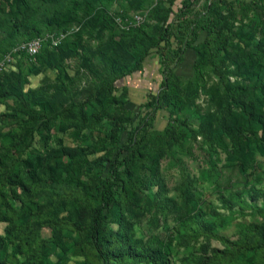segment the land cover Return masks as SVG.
Returning a JSON list of instances; mask_svg holds the SVG:
<instances>
[{"label":"rangeland","instance_id":"rangeland-1","mask_svg":"<svg viewBox=\"0 0 264 264\" xmlns=\"http://www.w3.org/2000/svg\"><path fill=\"white\" fill-rule=\"evenodd\" d=\"M171 1L97 0L78 19L58 20L53 28L40 21L37 29L44 40L37 58L15 56L0 72V115L17 116L0 118V156H8L14 168L9 174L0 170L4 264H93L91 243L81 230L97 205L103 167L93 164L116 152L120 134L110 135L113 122L122 120L130 137L133 118L158 90L161 74L154 51L140 71L117 81L118 91L94 93L112 72L119 75L132 67L146 50V39L157 37L168 10L176 12L181 0ZM228 1L190 0L198 10L215 3L210 17L221 35L214 55L196 46V56L187 51L186 61L175 67L181 79L169 84L165 109L171 116L156 113L152 128L158 132L147 134L141 144V159L149 165L140 168L149 174L147 185L133 188L121 176L125 200L118 210L128 228L120 232L132 241L123 245L124 264H263L236 249L264 225V156L243 163L218 141L216 128L228 88L246 87V101L255 110L262 107L264 0ZM60 35L61 43L52 45L51 38ZM11 38V46L24 40L14 33ZM195 58L197 71L190 79ZM124 105L130 114L120 110ZM27 111L58 115L43 125ZM237 113L231 108L232 118ZM43 220L56 224L58 243L48 245L52 230L44 225L17 247L16 230Z\"/></svg>","mask_w":264,"mask_h":264},{"label":"trees","instance_id":"trees-1","mask_svg":"<svg viewBox=\"0 0 264 264\" xmlns=\"http://www.w3.org/2000/svg\"><path fill=\"white\" fill-rule=\"evenodd\" d=\"M96 1L15 0L14 3L13 0H0V60L16 45L35 37H41L37 29V23L40 21L45 22L48 28H53L58 20L67 17L78 19L87 8L95 7ZM174 2L175 0L171 1L172 4ZM219 3L228 4L230 1L219 0ZM244 4L248 3L244 2ZM13 6H15L14 10ZM214 6L215 3L209 2L198 10L193 7V2H190V0H181L176 12H173L172 9L168 10L169 16L161 26L157 37L146 39V50L135 59L132 67L119 75L112 72L110 79L97 88L94 93V96H97L100 93L110 94L118 91L117 81L140 71L143 61L154 51L161 74L158 90L150 95L147 102L142 104L144 111L137 114L136 119L133 118L135 131L130 137H127L128 134L125 132L122 120L113 122L110 135L118 137L120 134L116 152L112 159L100 158L93 164L96 167H103L100 176L97 178L99 183L96 192L97 205L92 209L89 220L81 227L84 237L91 243L93 264H124L126 249H123V245L128 246L132 241L120 232L128 228L127 225L121 222L118 210V207L125 200L121 176L127 179V182L133 188L143 184L144 187L147 185L150 178L149 174L141 173L142 170L140 169L143 166H149L140 156L142 141L147 134L158 132V130L152 128L156 113L164 111L170 115L165 109L167 96L170 92L169 84L172 78L181 79L175 73V67L186 61L187 51H192L196 56L195 47L201 45L210 55L215 54L214 50L221 35V30L210 17V10ZM170 15L173 17H170ZM12 33L18 40H24L11 46ZM39 53L34 59L37 58ZM244 62L248 67H252L251 62L246 60ZM262 67L264 74V65ZM196 71L197 61L195 58L193 63L191 62L192 74L189 77L190 79L195 76ZM254 74L257 75V73ZM261 79L263 80V78ZM121 89H123V93L127 94L126 88L122 87ZM246 92V87L239 86L226 90L225 104L220 110L216 128L218 141L225 148L230 146L234 150L237 159L243 163L250 162L256 154L264 156V82H261L259 87L260 100L262 101L261 108L255 110L246 101ZM3 97L4 93L0 91V101ZM81 104H72L71 107H80ZM231 108L237 110L236 118L231 117ZM120 110L128 114L131 113L128 105L121 106ZM26 113L32 119L41 121L40 124L43 125L49 124L58 115L46 117L32 111ZM0 118L2 120L15 119L17 116L15 114H1ZM235 121H237V124H235ZM141 130L144 131V134L137 139L136 135ZM251 145H253L252 150H250ZM0 170L7 174L14 171L8 156H5V158L0 156ZM147 170L150 173L152 172L150 168ZM51 182L53 183V180ZM17 183L22 186L21 181L18 180ZM111 224H116L117 227L113 228ZM44 225L49 226L52 230V241L48 245L57 244L60 232L56 224L50 220H43L31 224H22L16 230L17 233L14 238L18 241L17 247L26 244ZM3 245L4 238L0 236V250ZM236 251L240 254L250 253L256 255L264 264V225L258 227L256 237L248 243L239 244ZM159 255L161 256L162 253L159 252ZM0 264L4 263L0 261Z\"/></svg>","mask_w":264,"mask_h":264},{"label":"built area","instance_id":"built-area-1","mask_svg":"<svg viewBox=\"0 0 264 264\" xmlns=\"http://www.w3.org/2000/svg\"><path fill=\"white\" fill-rule=\"evenodd\" d=\"M141 21V17H136L135 22L139 23ZM63 36L60 35L59 38H51V44L57 45L62 40ZM43 38L41 37H35L29 41L20 43L12 48V50L6 54L1 60H0V72L5 69L6 66H8L10 63L14 62L15 56L25 55L29 57L30 59H34V57L39 53L41 47Z\"/></svg>","mask_w":264,"mask_h":264}]
</instances>
